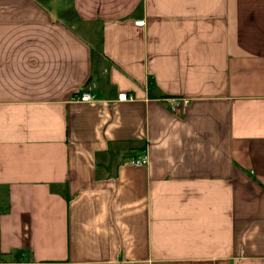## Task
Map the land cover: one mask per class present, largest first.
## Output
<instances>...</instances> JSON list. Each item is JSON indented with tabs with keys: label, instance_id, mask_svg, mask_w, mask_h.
<instances>
[{
	"label": "crops",
	"instance_id": "1",
	"mask_svg": "<svg viewBox=\"0 0 264 264\" xmlns=\"http://www.w3.org/2000/svg\"><path fill=\"white\" fill-rule=\"evenodd\" d=\"M0 264H264V0H0Z\"/></svg>",
	"mask_w": 264,
	"mask_h": 264
},
{
	"label": "built area",
	"instance_id": "2",
	"mask_svg": "<svg viewBox=\"0 0 264 264\" xmlns=\"http://www.w3.org/2000/svg\"><path fill=\"white\" fill-rule=\"evenodd\" d=\"M137 25H143L144 20H138L136 22ZM79 100L82 101H93L94 100V95L91 92H82L77 96ZM134 98L133 94L127 93V92H122L119 93L118 99L119 100H132ZM169 106L172 110L178 109L181 105H186L188 100L186 98L182 97H171L168 99ZM148 156L142 155L138 157L131 158L129 162L133 164L134 166H143L148 164Z\"/></svg>",
	"mask_w": 264,
	"mask_h": 264
}]
</instances>
